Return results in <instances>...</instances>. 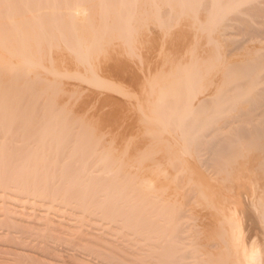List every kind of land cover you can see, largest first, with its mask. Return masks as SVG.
<instances>
[{"label": "rangeland", "instance_id": "1", "mask_svg": "<svg viewBox=\"0 0 264 264\" xmlns=\"http://www.w3.org/2000/svg\"><path fill=\"white\" fill-rule=\"evenodd\" d=\"M233 1L243 12L229 10L235 5L225 0H40L26 10L12 2L19 10L16 19H3L11 26L0 31L9 30L0 51H7L2 64L9 66L6 94L15 125L0 138L8 147L0 170H32L35 162L24 164L22 157L43 151V173L50 172L41 186L52 195L39 207L0 194V264L148 263L147 231L121 217L139 201L145 204L139 210L161 204L168 213L181 212L189 240L205 246L220 240L235 209L261 208L255 174L262 172L255 166L264 132L246 137L257 133L250 131L252 121L246 128L240 115L236 125L232 114L248 108L243 101L252 86H264V11L248 12V0ZM250 27L260 32L249 34ZM113 59L137 69L138 80L94 70ZM106 94L116 103L102 101ZM204 94L211 95L199 105L196 98ZM241 123L247 133L238 135ZM208 129L207 139L194 140ZM222 138L231 143L218 144ZM114 200H120L117 210L108 208ZM14 201L22 206H11Z\"/></svg>", "mask_w": 264, "mask_h": 264}, {"label": "bare ground", "instance_id": "2", "mask_svg": "<svg viewBox=\"0 0 264 264\" xmlns=\"http://www.w3.org/2000/svg\"><path fill=\"white\" fill-rule=\"evenodd\" d=\"M19 2L20 4L21 3H24V4H27V6H24V4H22L20 7L21 8H24L25 10L26 9H29V2H35V3H33L34 5L36 4V2L37 3H39L40 4V0H0V31H1V33H2V31L3 30H7V29H5V27L7 26L6 24H7V22H8V25H10L11 26V22H9L10 20H9V18H10V16L12 17V18H15L16 19V16H17V12H18V10H19V8H17L16 6H18V5H20V4H18V5H16V6H14V7H12L13 6V3H16V2ZM66 1V0H65ZM220 1H224V0H220ZM225 1H227L226 3L228 4V3H231V4H234L235 6L233 7V9H229V10H234V11H236V10H239V8H238V6H236L237 5V3H234V1L233 0H225ZM244 1V0H243ZM13 2V3H12ZM246 3L247 2H249L251 5H247L248 6V8L247 9H245L246 11L248 10V12L249 11H251V9H254V10H256L255 8H257V9H260L261 11L263 10L264 11V0H248V1H245ZM224 3V2H223ZM254 3V4H253ZM11 4H12V6H11ZM38 4V5H39ZM242 4V3H241ZM215 5V4H214ZM238 5L240 6V4L238 3ZM246 5V4H245ZM244 5V6H245ZM262 5V6H261ZM217 6V5H216ZM230 6V8H232V5H228V7ZM243 6V5H242ZM263 7V8H262ZM20 8V9H21ZM76 8V7H75ZM40 9H42V8H40ZM50 9V8H49ZM55 9V8H54ZM68 9H72L71 7L70 8H68ZM250 9V10H249ZM74 10V9H73ZM73 10H71L70 11V13L73 11ZM75 10H77V9H75ZM74 10V11H75ZM186 11H187V9H185ZM244 10V11H245ZM254 10H252V11H254ZM260 10H256V11H259V12H261ZM54 11V10H53ZM182 11H184V10H182ZM186 11H185V13H186ZM76 12V11H75ZM237 12V11H236ZM241 12H243L241 9L237 12V13H241ZM259 12H257V13H259ZM53 13V12H52ZM56 13V12H55ZM224 13V12H223ZM228 13V12H227ZM226 13V14H227ZM255 13V12H254ZM256 13V14H257ZM262 13H264V12H262ZM54 14V13H53ZM73 14V13H72ZM72 14H71V16H72ZM225 14V13H224ZM224 14H223V16H224ZM55 15V14H54ZM74 15H75V13H74ZM73 15V16H74ZM228 15V14H227ZM227 15H225V16H227ZM235 15H236V13H235ZM255 15V14H254ZM233 16V15H232ZM257 16H259V15H257ZM264 16V15H263ZM55 17H57V16H55ZM222 17V16H221ZM242 17V16H241ZM260 17H262V16H260ZM259 17V18H260ZM8 18V20L6 21V20H4L3 21V19H7ZM223 18V17H222ZM11 19V18H10ZM15 19H13L14 20V22H15ZM221 20V19H220ZM224 20V19H223ZM236 20V19H235ZM255 20V19H254ZM12 21V20H11ZM225 21V20H224ZM246 21H247V19H246ZM245 21V22H246ZM6 22V23H5ZM13 22V21H12ZM213 22H216V21H213ZM226 22V21H225ZM245 22H243L244 24H245ZM253 22V21H252ZM251 22V23H252ZM220 23V22H219ZM218 23V24H219ZM227 23V22H226ZM215 24V23H214ZM246 24H248V23H246ZM213 25V24H212ZM9 26V27H10ZM14 26V28H15V25H13ZM217 26V25H216ZM251 26V25H250ZM255 26V25H254ZM17 27V26H16ZM248 25H247V28L246 29H248ZM7 28V27H6ZM251 28V29H250ZM249 29H250V32H249V34L251 33V34H253V32L255 31V33H256V30L258 31V33L260 32V30H258V29H256V30H254V28L255 27H250ZM223 29H224V26H223ZM17 30V29H16ZM20 30V29H19ZM59 30H60V28H59ZM218 30V29H217ZM9 31V30H8ZM8 31H7V33H8ZM216 31V30H215ZM5 33H6V31H4ZM6 33V34H7ZM6 34H4V36H2L3 34H0V47H2V46H4V47H6L5 45H6V43H5V41L7 42V39L9 38ZM6 35V36H5ZM10 35V34H9ZM61 35V34H60ZM259 35V34H258ZM261 35H262V33H261ZM62 36V35H61ZM64 36V35H63ZM2 37H4L5 39L3 40V38ZM7 38V39H6ZM9 40V39H8ZM2 42H4V43H2ZM242 44V43H241ZM9 45V44H8ZM7 45V46H8ZM1 50H2V48H0ZM5 51H6V48L4 49V51H0V138H3V137H7L8 136V133H10V130L12 129V127L15 125L14 123H13V121H12V119H13V117H15V116H11V112H10V103H11V101H9L10 99H11V97H9L7 94H6V92L8 91L7 89V86H8V84H10V83H8L9 82V80H10V73L8 74V70H9V66L8 65H6V66H3V64L5 65V63L6 62H4V60H6L5 58V56H7V51H6V53H5ZM258 56H260V55H258ZM114 58V57H113ZM254 58V57H253ZM260 58H261V56H260ZM122 59V58H121ZM253 60H255V59H253ZM70 62V61H69ZM110 62V61H109ZM107 63L106 64V62H105V64H100L99 66H97V67H95L96 69H94V70H97L96 72L98 73V72H103V73H105V72H108V73H110V74H113L114 76L116 75L117 77H118V79H119V77L121 78V79H127V80H130V81H136V80H138V76H137V74L139 73H136V71L135 70H137V69H133L131 66H130V64H127V63H125V61H123V60H120V59H113L112 60V62H110V63ZM127 62V61H126ZM3 63V64H2ZM68 62H65L64 63V65L66 64V65H68V66H70L71 65V63H68ZM252 64V63H251ZM254 65H256V64H254ZM258 65V64H257ZM256 65V66H257ZM58 67V65H55V67ZM67 66V67H68ZM256 66L254 67V68H256ZM64 67V66H63ZM62 67V68H63ZM53 68H54V66H53ZM65 68V67H64ZM250 68V67H249ZM3 69H5V70H3ZM57 69V70H56ZM252 69H253V67H252ZM54 70H56V71H60V69H59V67L58 68H54ZM8 71V72H7ZM54 72V74L55 75H57L56 73H58V72ZM252 71H254V70H252ZM250 72V71H249ZM248 72V73H249ZM262 72V71H261ZM247 73V75L249 76V74L250 73H252V72H250L249 74ZM263 73V72H262ZM262 73H260V75L262 74ZM255 74V73H254ZM254 74H252V75H254ZM257 74V73H256ZM251 75V74H250ZM258 75H259V73H258ZM247 76V77H248ZM260 77V76H259ZM246 78V77H245ZM250 78V77H249ZM248 78V79H249ZM244 79V78H243ZM126 80V81H127ZM245 80V81H244ZM243 81L244 82H246V80L247 79H244ZM124 81V80H123ZM242 81V82H243ZM249 81H250V79H249ZM62 82V81H61ZM63 83V82H62ZM58 84L59 85H61V83L60 82H58ZM63 84H65V83H63ZM69 85V84H68ZM68 85H66V86H68ZM241 85H243V84H241ZM258 85H261V84H259L258 83ZM257 85V86H258ZM62 86V85H61ZM65 86V85H64ZM253 88H254V86H252ZM253 88H251L252 90L250 91V92H248V93H246V94H248L245 98L246 99H244V103H243V106H248V108H249V111H248V108L246 107H244V109H241V106H242V104L240 105V108L239 109H241L240 111H239V113H236V117H235V113L234 114H232L233 116H234V118H235V121H234V119H233V116L231 115L230 116V119L232 120L233 119V123H235L236 125H237V123H238V117H240V115H243V117H245L246 119H244L242 116L240 117L241 118V120H239L240 122H245V121H243V120H246V122L244 123V124H246L245 126H246V128H249L250 126V129L252 128V130H250L251 132H253V131H256L257 133H254V134H251L250 136H246V137H251L252 135H256V137L258 136H260L263 132H264V130H263V128H264V119H261V121H259L260 120V118H264V86H263V88H262V86H258V87H256L255 86V88L253 89ZM261 88V89H260ZM253 90H254V92H253ZM96 93V92H95ZM251 93H254L253 94V96H256L257 95V93H259L260 95H257V97L259 96L260 98H263V100H261L259 97L257 98V97H255V99H253L252 98V96H251ZM250 94V95H249ZM94 95V94H93ZM107 95V94H106ZM106 95H103V99L104 100H102V101H104L105 102V100L106 101H110V103L112 102V104H115L116 103V101L113 99V98H111V96H106ZM205 95V94H204ZM211 95V94H210ZM210 95H208V96H210ZM92 96V95H91ZM97 96V95H96ZM208 96H206L205 95V97H202V98H196V102H198V104L199 105H201L202 103H204V102H206L207 101V99H208ZM248 96H249V98H248ZM250 96H251V98H252V100H251V98H250ZM93 97V96H92ZM98 97H102L101 95H99ZM10 98V99H9ZM94 98V97H93ZM248 98V99H247ZM102 98H100V100H101ZM249 99H250V101H252V102H250L249 101ZM259 99V100H258ZM247 100V101H246ZM254 100H255V102H254ZM261 100V101H260ZM114 101V102H113ZM247 102V104L249 103V105H247L246 104V102ZM257 101H260V102H258V107H260L259 105L261 104L262 105V107H261V109H262V111H261V109H259V111H260V113H258L259 115H262V116H259L257 113H255L256 111H255V107H257ZM10 102V103H9ZM193 103V106H195L197 103ZM251 103L255 106H253V107H251ZM245 104V105H244ZM256 104V105H255ZM198 105V106H199ZM243 106H242V108H243ZM250 106V107H249ZM257 107V108H258ZM250 108H254V110L253 109H250ZM256 108V109H257ZM238 110V109H237ZM249 112V115L250 116H248V115H246L247 113L246 112ZM250 111H253V113L252 112H250ZM255 111V112H254ZM237 112V111H236ZM257 112H258V110H257ZM246 113V114H245ZM251 113V114H250ZM254 114H256V115H258L259 117V119L257 118V116H254ZM16 115V114H15ZM251 115H253V116H251ZM247 116V117H246ZM251 117H253V119L251 120ZM243 118V119H242ZM248 118V119H247ZM249 118H250V121H252V124H251V122L250 121H248L247 122V120H249ZM257 118V123H255V119ZM16 119V118H15ZM227 119H229V118H225V120L227 121ZM230 119L228 120V122L230 121ZM225 121V123H227L228 124V122H226ZM236 121H237V123H236ZM232 121H230V123H231ZM16 123V122H15ZM224 123V122H223ZM223 123H221V125H222V128L224 127V126H227V128L229 129V126L231 127V128H233L232 127V125L229 123V125H227V124H224V126H223ZM242 123H241V125L237 128V129H239V132L240 133H238V131L236 132V131H233L234 133H238V135H242V133H244V132H246L247 133V129L242 125ZM259 124V125H256L255 126V124ZM235 124H233V126L235 127V129H236V125ZM250 125V126H249ZM243 126V127H242ZM219 128H221V127H219ZM243 130H242V129ZM244 128H245V130H244ZM213 129V128H212ZM212 129L211 130H209V131H204V134L203 133H200L199 135H195L194 136V140H196V139H200V137L199 136H202L201 138H203V137H205L206 138V136H207V138H208V135L207 134H209V132L211 131L212 132ZM236 129V130H237ZM255 129V130H254ZM248 130V131H249ZM260 130H261V132H260ZM230 131H232V129L230 130ZM242 131H244V132H242ZM258 131H259V133H260V135H259V133H258ZM263 131V132H262ZM250 132V133H251ZM206 133V134H205ZM213 133H214V131H213ZM235 135V134H234ZM210 136H211V134H210ZM263 136H264V134H263ZM239 137V136H238ZM237 137V135H236V138H238ZM242 136H240L239 138H241ZM252 137H254V136H252ZM204 138V139H205ZM206 138V139H207ZM238 138V139H239ZM6 139V138H5ZM225 138H222V140L221 139H219V140H221V141H219V142H217V141H215V142H217L218 144L221 142H223V140H224ZM232 140V139H231ZM231 143V141L230 140H228L227 139V141H225L224 140V142H227V143H229V142ZM233 141V140H232ZM209 142V141H208ZM212 142V141H211ZM215 142H212V143H214V145H218L217 143H215ZM224 142H223V144H224ZM210 143V142H209ZM6 143L5 142H2V143H0V159L3 161V159H5L4 157H5V154H7V153H5V147H7L6 145H5ZM264 144V143H263ZM263 144H262V146H263ZM9 145V144H8ZM8 148V147H7ZM9 148H10V146H9ZM7 150V149H6ZM219 151H218V153H220L222 150H224V149H218ZM225 151V150H224ZM224 151H222V152H224ZM8 152H9V150H8ZM38 152V153H37ZM43 152V151H42ZM42 152H40L41 153V156H40V154H39V151H36V152H34V154L33 155H26V156H23L22 158L24 159L25 158V162H24V164H26V163H28V164H30L28 161H32V163L33 162H35L34 163V168L31 170V169H25L23 172H20V173H15L16 175H12L13 173H11L12 171H10V169L8 170V168L7 169H5L3 166H2V164H1V166L4 168L3 170L1 169L0 171L2 172V174H3V176L2 175H0V194H3L4 196H9V198H16L17 199V202H22V200L23 201H26L27 203L28 202H33L34 204L33 205H38V204H41V205H38L39 207H41V206H44L45 207V205H47L49 202H48V200L49 199H51V193H50V191H48V189H45L44 188V190H43V188H42V183L44 182V181H42V180H45V182H46V180H48L47 178H43V177H45L48 173H47V171H49L48 170V167H47V171H45L44 173H43V170H45L44 168L46 167V165L47 164H45L44 163V157H46L45 155H42L43 153ZM226 152V151H225ZM261 159H260V157L259 158H257L256 160V162L257 163H259V164H257L256 166H255V168H256V170H259V172H260V170H261V172H262V175L260 174L259 175V173L257 174V172H256V174H255V177H257L258 176V178H259V184H258V191L260 192L261 191V193H263V198H264V146H263V148H262V150H261ZM33 153V152H32ZM214 155H216V154H214ZM86 157V156H85ZM209 157H212V156H209ZM27 158V159H26ZM81 158V157H80ZM83 158V157H82ZM89 158V157H88ZM48 159V158H47ZM258 159L260 160V162L258 161ZM34 160V161H33ZM46 160V159H45ZM24 161V160H23ZM47 161V160H46ZM45 161V162H46ZM1 163H3V162H1ZM8 163V162H7ZM37 163H38V165H37ZM5 164V162L3 163V165ZM27 164V165H28ZM30 165H32V164H30ZM30 165H28V166H30ZM44 165H45V167H44ZM8 166V165H7ZM26 166V165H25ZM36 166V167H35ZM27 167V166H26ZM33 167V166H32ZM44 167V168H43ZM254 167V166H253ZM84 168V167H83ZM55 169V168H54ZM83 170V169H82ZM85 170V169H84ZM256 170H254V171H256ZM64 171V170H63ZM1 172H0V174H1ZM11 173V175H10V173ZM50 172V171H49ZM46 173V175L45 176H42V175H44ZM49 175V174H48ZM47 175V176H48ZM50 177V176H49ZM13 180L12 182H11V180ZM13 178V179H12ZM25 178V179H24ZM43 178V179H42ZM8 179H9V181H10V184H11V186H8L7 184L9 183V182H6V181H8ZM16 179H17V181H16ZM20 180H22L21 182H20ZM24 180V181H23ZM33 180H36V181H41V182H39V183H37V184H34V183H36V181H34L33 182ZM15 181V182H14ZM19 181V182H18ZM25 181H27V184H25ZM33 183H32V182ZM252 181H255V180H252ZM29 182V183H28ZM44 182V183H45ZM48 183H49V181H47ZM12 183H13V185H12ZM15 183H17V184H15ZM9 184V185H10ZM45 185H46V183H45ZM47 186V185H46ZM44 187V186H43ZM85 186H83V188H84ZM91 187V186H90ZM153 187L155 188L156 187V185L154 184L153 185ZM51 188V187H50ZM81 188V187H80ZM88 188V187H87ZM52 189V188H51ZM94 189V188H93ZM13 190V191H12ZM84 190V189H83ZM88 190V189H87ZM118 190V189H117ZM116 190V191H117ZM120 190V189H119ZM55 191H56V189H55ZM93 191V190H92ZM95 191V190H94ZM109 191V190H108ZM115 191V190H114ZM122 190H120V192H121ZM97 192V191H96ZM110 192V191H109ZM82 193V192H81ZM89 193V192H88ZM91 193H93V195H94V193L95 192H91ZM118 193H119V191H118ZM67 194V193H66ZM84 194H85V192H84ZM97 194H98V192H97ZM104 194V193H103ZM115 194H116V192H115ZM115 194H113V196L115 195ZM122 194V193H121ZM60 195V194H59ZM63 195V194H62ZM65 195V194H64ZM83 195V194H82ZM86 195V194H85ZM93 195H88L89 197H91V196H93ZM108 195V194H107ZM111 195V194H110ZM120 195V194H119ZM79 196V195H78ZM81 196V195H80ZM87 196V195H86ZM87 196V197H88ZM103 196V195H102ZM105 196H106V194H105ZM104 196V197H105ZM112 196V197H113ZM118 196V195H117ZM116 196V197H117ZM122 196H123V194H122ZM3 197V196H2ZM83 198L82 199H85V198H87V197H84V196H82ZM107 197V196H106ZM111 197V199H113ZM115 196H114V198L115 199H117ZM49 198V199H48ZM93 198H95V197H93ZM122 198V197H121ZM3 199H5V198H3ZM67 199H70V198H67ZM110 199V200H111ZM118 199H119V197H118ZM6 200V199H5ZM77 200V199H76ZM106 201H107V199H106ZM114 201H116V200H114ZM113 201V202H114ZM1 202V201H0ZM6 202H8V201H6ZM15 202V201H14ZM10 203V204H12L11 206H15V207H17V208H19V207H21L19 204H17V202H15V203ZM79 202V201H78ZM83 202H86L85 200L83 201ZM83 202H81V203H83ZM111 202L110 203V207H108L109 206V204H107L108 206H106V207H108V208H111V205L113 206L114 204L117 206L116 207V210L118 209V203L120 202V200H119V202L118 201H116V203L114 202ZM118 202V203H117ZM129 203H130V201H128ZM23 203V202H22ZM21 203V204H22ZM91 203V202H90ZM89 203V204H90ZM104 203V202H103ZM113 203V204H112ZM125 202H121V204H124ZM158 203H159V201H158ZM158 203H156V204H158ZM3 204H4V202H3ZM127 205H128V203H126ZM136 204V210L138 211H136L135 209H133V210H131L130 209V211H128V210H126V208L124 209L123 208V210H122V213L124 214V216H121V217H123V218H125L124 219V221H131V220H133L134 222H135V220H136V222H135V224H136V227L137 228H140L141 227V229H143V230H146L147 231V233H148V239H147V246H149V248H148V252L150 251V255L148 256L149 257V261H148V263H146L147 261H145L144 262V264H220V262L219 261H221V262H223L224 264H264V199H263V202H262V205H261V208H257L256 206H254L252 203L250 204V205H245L246 207L245 208H242V209H240V208H237V209H235L234 210V212H233V214L232 215H230V216H227L225 219H224V224H222L223 225V230H222V232L220 233V240L219 241H214V243H207L206 244V246L205 245H203L202 243L200 244V243H197V242H195V240H189L190 239V236L188 235H186V226H184V224H183V222H182V218H183V214L181 213V212H179V213H173L172 214V212H170V213H168V211L163 207V205H161V204H159V207L157 208V209H154V210H152V211H149L148 212V210H139V208H141V207H143L145 204L143 203V202H141V201H139L138 203H135ZM28 205V204H27ZM32 205V206H33ZM81 205H83L84 206V203L83 204H81ZM86 205H87V203H86ZM92 205V204H91ZM104 205V204H103ZM102 205V206H103ZM0 206H1V203H0ZM37 206V207H38ZM124 206V205H123ZM126 207V206H125ZM139 207V208H138ZM25 208H27V207H25ZM105 208V207H104ZM122 208V207H121ZM22 209H24V208H22ZM128 209V208H127ZM105 209H103V212H105L104 211ZM115 209H113V211H114ZM121 210V209H120ZM127 212H126V211ZM33 211L34 212H43V213H45V211L43 210V209H41V208H36V207H34L33 208ZM23 212V211H22ZM107 212H108V210H107ZM116 212V211H115ZM121 211H119V214H121L120 213ZM131 212V213H130ZM145 212H147L146 214L149 216H145L146 214H145ZM118 213V211L115 213V215L114 214H112V217H113V215L114 216H116V214ZM135 215H133V214ZM170 214V215H169ZM47 215H49V214H47ZM107 215H108V213H107ZM36 216V215H35ZM106 216V215H105ZM133 216V217H132ZM206 216H210L211 217V219L213 218H215V216H212V215H206ZM111 217V216H110ZM120 217V215H118V219H120L121 218ZM135 217V218H134ZM132 218V219H131ZM111 219H115V218H111ZM117 219V220H118ZM123 220V219H122ZM122 222V221H121ZM132 222V221H131ZM134 222H132L131 223V225L134 223ZM124 223V222H123ZM130 225V224H129ZM115 226V225H114ZM123 226V225H122ZM126 226H127V223H126ZM134 226V225H133ZM129 228H130V226H129ZM145 228V229H144ZM147 229H149V230H147ZM145 231V232H146ZM211 248H215L216 250H214V251H211V250H209V249H211ZM150 249V250H149ZM217 254H219V256H217Z\"/></svg>", "mask_w": 264, "mask_h": 264}]
</instances>
